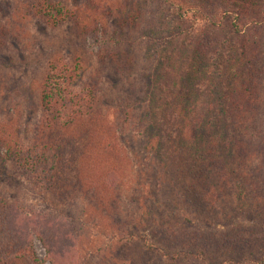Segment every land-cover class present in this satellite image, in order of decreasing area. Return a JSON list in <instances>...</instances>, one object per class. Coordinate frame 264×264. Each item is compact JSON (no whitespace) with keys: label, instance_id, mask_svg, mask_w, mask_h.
<instances>
[{"label":"trees","instance_id":"1","mask_svg":"<svg viewBox=\"0 0 264 264\" xmlns=\"http://www.w3.org/2000/svg\"><path fill=\"white\" fill-rule=\"evenodd\" d=\"M152 1L153 7L141 0H124L116 7L109 0H85L79 10L67 7L63 1V6L51 3L39 10L38 15L53 28L70 25L72 33L81 38V32H96L99 37L98 28H103L101 34L105 37L114 27V33L127 41V47L119 45L105 52L103 63L98 64V78L79 89L72 87V91L63 71L71 69L50 67L41 93L43 118L32 130L23 112L19 113L20 125L13 124L14 120L10 123L14 131L9 140H19L14 145L20 151L16 159L25 167L28 180L40 189L45 186V191L53 190L59 178L58 171L65 161L59 149L66 141L71 154L68 161L77 166L82 152L91 147L96 150L98 145L103 151L97 156L118 161L124 149L117 145L109 151V146L104 147L107 142L97 141L106 133L103 129L108 114L104 109L95 110L93 102L106 95L117 96L115 88L122 82L115 108L148 132L149 140H156L159 156L170 148V154L181 151L187 161L196 162L195 153L201 157L199 172L204 180L197 177L198 184L193 178L195 167L182 166L179 171L194 187L193 192L181 197L183 205L202 213L211 204V209L220 202L221 207L223 203L228 207L239 189L250 195L249 201L257 202L249 211L251 225L230 236L214 230L200 240L187 231L168 240L157 229L159 244L146 235L138 238L131 233L127 245L138 238L146 246L145 252L166 257L167 247L173 252L171 264H264V0ZM163 4L168 11L161 19ZM5 29L0 24L1 59L9 50L10 32ZM102 71L122 78L104 82ZM137 98L142 100L135 102ZM24 119L31 131L21 137ZM5 141L0 139L2 144H7ZM93 152L89 156L94 160ZM79 175V169L73 168L69 180L79 185ZM170 177L176 185L183 181ZM217 185L224 190L218 192ZM95 204L99 211L101 204ZM15 208L0 190V264H41L32 242L19 240L10 226ZM256 216L260 222L253 221ZM46 217H36L32 225L33 233L48 250L46 260L51 264H77L63 262L50 248Z\"/></svg>","mask_w":264,"mask_h":264},{"label":"rangeland","instance_id":"2","mask_svg":"<svg viewBox=\"0 0 264 264\" xmlns=\"http://www.w3.org/2000/svg\"><path fill=\"white\" fill-rule=\"evenodd\" d=\"M63 1L67 2V7L71 6L77 10L81 9L79 5L85 2L0 0V24L10 32L8 53L5 58H0V139H5L7 143L0 142V190L9 205L16 207L11 213L10 226L18 239L25 242L30 240L39 262L51 264L46 260L47 248L32 231L35 218L46 215V239L49 240L52 251L63 262L171 264L173 252L169 248L166 247V254H169L167 257L145 252L146 246L138 238L146 235L159 244V229L168 240H174V235H183L187 231L202 240L214 230L230 236L234 231L250 226L252 216L249 211L257 202L249 201L250 195L244 189L234 192L228 207L224 203V207H221L220 202L217 207L212 206L211 209V204L206 207L204 213L192 211L182 204L181 197L187 192H193L194 187H190L192 181L179 171L182 166L185 169L188 168L187 165L193 166V178L204 180L199 172L201 157L198 158V153H195L196 162L187 161L182 158L181 151L178 153L174 150L175 153L170 154V148H165L164 152L162 150V155L159 156L156 140H149L148 132L139 129L134 120L126 118L115 108L120 101L122 82L115 88L117 96L106 95L103 99L98 98L93 102L95 110L104 109L108 114L105 128H102L106 133L99 135L97 141L100 144L107 142L104 147L109 146V151L117 145L121 150L124 149L120 159L109 161L97 156L103 151L102 145H98L96 150L91 147L90 150L81 151L83 156L77 166L68 161L71 154L69 142L66 141L67 144L59 149L65 161L62 169L58 171L59 178L56 177L57 182H54L53 190L45 191V186L40 189L28 180L25 167L16 159L20 151L14 145L18 144L19 140L12 135L13 139L10 141L9 137L11 138L10 135L14 131L13 124L20 125L19 113L23 112L25 119L28 117L31 121V130L38 120L43 118L41 93L51 71L50 67L58 65L61 70L71 69L68 72L63 71L66 75L65 81H69L72 91V87L79 89V86L98 78V64L103 63L105 52L114 51L119 45L127 47V41L123 37H117L114 27L109 28L105 37L101 34L104 32L103 28H98V38L96 32L90 35L81 32V38L78 33H72L70 25L53 28L38 15L42 7L46 8L51 3L63 6ZM109 1L118 7L124 0ZM128 1L132 3L139 0ZM141 1L150 7L155 4L152 0ZM165 10L168 11V7L163 4L161 19L166 18ZM101 76L104 82L111 83L113 77L108 72L102 71ZM116 76L122 78L119 74ZM105 97L108 99L104 100ZM141 100L137 98L135 102ZM143 105L142 102V107ZM25 119L21 137L31 131L29 125L25 124ZM13 120L15 122H12ZM262 130L264 131V126ZM164 146L170 147L168 144ZM91 151L96 155L94 160L89 156ZM76 167L81 173L76 179L80 182L79 185L69 180L71 170ZM171 175L176 179L180 177L183 181L176 185L170 180ZM183 185L187 189L181 191ZM217 187L218 192L224 190L221 185ZM90 197L99 198L94 201ZM94 202L101 204L99 211ZM248 203L252 204L247 206ZM253 221L261 220L256 216ZM131 233L138 238L127 245L125 241L131 238ZM201 234L203 236H200ZM189 235L186 237H190ZM121 242H124V245H121ZM118 246L120 248L117 250Z\"/></svg>","mask_w":264,"mask_h":264}]
</instances>
